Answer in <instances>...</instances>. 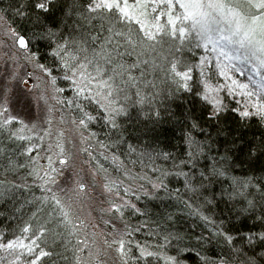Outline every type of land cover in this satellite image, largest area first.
<instances>
[{
  "label": "trees",
  "instance_id": "trees-1",
  "mask_svg": "<svg viewBox=\"0 0 264 264\" xmlns=\"http://www.w3.org/2000/svg\"><path fill=\"white\" fill-rule=\"evenodd\" d=\"M30 4L31 0H0L3 23L31 41L30 58L18 63L25 69L37 61L56 78V86H61L59 76L65 75L59 58L52 55L61 37L87 40L90 50L105 44L106 38H111L106 48L116 49V53L122 50V44L128 46L124 36L115 35L117 31L126 33V21L108 32L110 25L106 22L84 18L95 15L86 11L89 0H55V7L47 14L33 11ZM48 29L57 35L34 38ZM89 37H96L95 42ZM137 51L133 50L138 55ZM133 56L129 59L136 65ZM139 56L143 60L130 73L141 81L133 87L139 96L135 98L130 87L128 99L122 95L116 105L127 114L114 115L113 127L108 113L97 103H89L88 115L94 119L86 117V126L79 129L85 149L77 158L88 162L98 178L93 183L96 197L90 205L98 225L109 237L108 241L101 240L98 259L84 261L83 256L93 253L98 239L82 237L79 225L70 221L75 210L65 212L55 187L59 169L56 164L45 165L38 157L43 156L40 153L45 145L40 140L32 144L29 138L18 139L14 133L18 123L5 124L1 116L0 242L21 238L31 243L44 231L39 243L51 255L40 264H101L108 253L106 248L118 245L120 240L124 241L120 264H166L168 257H175L179 264H264V241L257 238L264 233V120L240 117L233 109L242 111L249 98L222 87L220 98L228 110L219 122L207 120L199 97L180 89L166 71L173 61H178V66L189 65V84L194 91H203L204 72L196 69L193 56L180 51L163 62L158 59V65L165 66L160 73L158 66L143 63L151 54ZM206 74L219 83L213 73ZM256 88L252 83L250 91ZM59 109L68 123L74 111L64 100ZM194 121L199 127H192ZM28 143L31 147L26 146ZM82 163L76 166L79 173ZM213 169L222 170L224 175H213ZM249 181L244 195H239L238 185ZM98 184L102 191L97 192ZM249 200L254 207H249ZM82 209L86 206L78 211ZM25 227L29 232H23ZM85 231H89L87 236L90 231L97 233L95 227ZM23 251L19 264L34 258ZM148 252L157 255L148 256ZM6 256L3 264H9L13 257L0 251V258Z\"/></svg>",
  "mask_w": 264,
  "mask_h": 264
},
{
  "label": "snow or ice",
  "instance_id": "snow-or-ice-1",
  "mask_svg": "<svg viewBox=\"0 0 264 264\" xmlns=\"http://www.w3.org/2000/svg\"><path fill=\"white\" fill-rule=\"evenodd\" d=\"M30 7L35 12L47 14L55 7V0H31ZM149 8H151L154 21L152 23L147 19ZM86 11L95 15H88L84 17L85 19H100L106 22L110 25L106 28L108 32H112L117 23L125 21L138 25L143 37L140 42L141 55L155 51V43H159L158 35L179 37L183 40L194 36L198 40L197 47L205 49L210 47L212 52L218 53L216 57L218 67H220V57L228 61L227 65H223L225 69L236 68L233 61L250 65L255 75L259 77L255 82L257 88L248 91V84L233 80L232 83L241 89L240 95L249 98V103L244 105L242 111L240 109H233V111L238 112L240 117L245 119L256 116L264 120V0H134L131 4L129 0H89ZM20 14L26 15L27 13ZM164 19L166 23H161ZM130 32L131 29H129ZM56 35L48 29L42 36H34V38L51 39ZM115 35L124 36L128 44L133 47L137 46L130 34L117 31ZM13 36L19 47L28 52L31 41L19 33L14 32ZM60 39L61 42L56 44L52 55L59 58L61 67L65 70L64 79L72 81L78 95L85 100H94L100 105L108 113L109 122L115 127L114 115L127 114L123 107H116L120 104L122 94L123 99H128L126 89L121 87V84L136 86V77L130 74V67L139 65L126 67L124 64L114 62L112 52L108 51L105 46L111 43V38H106L105 44L100 45L98 49L92 48L91 50L87 40H65L62 37ZM89 39L95 42L96 37H89ZM32 58L34 59L35 56L33 55ZM143 63L147 64L148 61L145 60ZM178 64V61H173L166 70L173 78V82L183 91L199 97L203 102L204 116L207 120L216 122L222 120L223 114L228 109L218 95L220 89L203 82V91H194L193 86L189 84L192 79L191 68L181 71L178 69ZM39 67L51 76V72L43 65ZM221 74L226 75L223 71ZM118 77L120 84L117 83ZM52 83L55 84L54 77ZM58 91L62 90L58 89ZM231 91L234 90L230 89ZM253 97L255 99H252ZM209 108L210 111L207 110ZM4 111L8 110L5 108ZM85 116L88 120L94 119L87 113ZM14 119V117H9L4 123L11 124ZM20 123L23 125V121ZM80 123L86 126L85 120L82 119ZM24 127L27 126L24 125ZM192 127H199V122L194 121ZM20 131H23V128ZM17 138L26 139L22 135H17ZM61 152H63L62 148ZM189 155L191 156L192 153L190 152ZM49 161L51 165V158ZM60 162L67 163L66 160ZM201 175L203 176V173ZM213 175L223 176L224 172L220 169H213ZM250 182L238 185L239 195H244L243 190ZM234 184H236L235 181ZM56 203L59 204L60 201L56 200ZM248 205L254 207V202L249 200ZM64 215L67 216V213ZM29 230V227H25L23 232L27 233ZM43 236L44 231H40L31 243H25L21 238L0 242V251L13 257L9 264H19L21 256L24 255L23 250L27 251L29 257H34L28 259L26 264H40L45 257L51 255L39 243ZM257 238L264 241V233L258 234ZM226 239L229 243L231 242L230 238L226 237ZM249 242H252V237H249ZM117 243L119 251L124 255V241L120 240ZM146 254L148 256L157 255L152 252ZM141 255H145L144 250H141ZM6 259L7 256L0 258V264H3V260ZM166 264H179V261L175 257H168Z\"/></svg>",
  "mask_w": 264,
  "mask_h": 264
},
{
  "label": "rangeland",
  "instance_id": "rangeland-1",
  "mask_svg": "<svg viewBox=\"0 0 264 264\" xmlns=\"http://www.w3.org/2000/svg\"><path fill=\"white\" fill-rule=\"evenodd\" d=\"M133 2L134 0H129L130 4ZM148 13V21L150 23L154 22L152 20L151 8L148 9ZM3 22L0 13V116L5 120L9 117L15 118L13 122L16 121L18 123L14 129L16 136H25L29 138L28 140L30 142L32 140V144L40 140L43 146L45 145L46 149L44 147V150L40 153V155L42 154L43 156L38 157L42 158V162L47 166L53 167V165H57L59 174L58 179L55 181V187L59 189V194L65 207L64 210L67 213L70 209L71 211L75 210L70 216V221L73 220V222L79 225L78 231L81 232L80 234L82 237H95L98 239L95 249L92 251L93 253L90 256H83L84 261L88 260V263H92V261L95 262L98 259V249L101 246L99 245L101 240H104L103 242L108 241L109 237L106 236L107 234H105L98 225L93 214L92 206L90 205L93 198L96 197L95 184L93 183L98 181L97 174L88 166V162L82 163L77 157L80 154L79 151L85 149V146L82 144L84 138L82 132L79 131L80 126H82L80 121L82 119L85 120V113H89L87 111L89 110L87 104L96 102L94 100H85L82 96L78 95L76 86L71 80L64 79V75H60L57 79V82L60 83L61 86L53 84V77L42 70L39 67L41 64L37 63V61L32 62L30 64L31 68L26 67L25 70L22 64L20 62L18 63V60L29 59L30 55L19 47L13 36L14 31ZM161 23H166V19L162 20ZM126 24L128 25L125 27V29H127L126 34L131 35L132 40L136 42L137 46L133 47L128 44L124 37V42H126L128 46L125 43L122 44L120 48L122 50L118 51L120 54H118V52L116 53V51L113 53L111 49H108V51L112 52L114 62L118 63L122 61L121 64L129 67L133 64L129 58L134 57L133 55L137 58L142 52L140 42L143 37L142 33L139 31L138 25L134 22L127 21ZM129 29H131L130 33ZM157 39L159 43H155V51L147 53L151 54V56L153 55V57L150 56L147 57V59H149L148 62L152 63L154 66H158L157 71L159 73L160 68L165 66H163V64L162 66L161 64L158 65V59H161V62H163L180 51L186 52L196 59L194 64L196 69L201 73L202 70L204 72L203 76L199 72L202 76V88L204 87L203 82H207L213 88H219V97L222 91L221 87L224 90L230 91V89H232L241 92V89L232 83L233 80L241 84H248V91H250L252 83H255L259 79L252 71L250 65L241 64L239 61H233L236 68L225 69L223 65H227L228 61L220 57V67H218L216 59L218 53L212 52L210 47L209 49L197 47L196 44L198 40L194 36L190 39L183 40L179 37L174 38L168 35H158ZM135 48L138 49V55L133 52ZM135 60L137 64H139L143 58L139 56V59ZM188 67L189 65L187 66L185 64L178 66V69L187 70ZM237 69H240V71H237ZM208 71L215 75V77H213L214 80H216L217 77L219 83H214L212 79L207 76L206 73ZM222 71L225 72L226 75H222ZM133 72L132 67H130V73L133 74ZM117 79L120 82V78L118 77ZM140 83L141 81L137 80L136 85ZM121 87L126 89V93L130 87L133 88L131 85L124 84H121ZM58 89L62 91H58ZM135 92L136 89L133 88L134 95ZM137 96H139V94L136 93L135 98ZM62 100L65 101V105L72 108L74 111L72 115L73 118H71L70 121L68 120V123L64 116L65 113L59 109ZM5 108L8 111L5 112ZM20 121H23V125ZM24 125L27 127H24ZM22 128L23 131H20ZM26 146L31 147L29 143ZM61 148L63 152H61ZM49 158H51V165ZM63 158L67 163L60 162ZM78 162L80 164L82 163L85 167L81 165L82 168L80 169V173L76 168V166L79 165ZM82 177L84 181H82ZM99 191H102L100 184H98L97 187V192ZM85 198H87V200ZM84 206H86V209L78 211V209ZM89 227H95L97 233L93 235L92 231H90L91 234L87 236L89 231L85 230ZM113 242L114 241H112V243ZM106 250L108 253L103 255L100 263L120 264L122 254L119 251V244L106 248ZM88 251H90V249Z\"/></svg>",
  "mask_w": 264,
  "mask_h": 264
},
{
  "label": "water",
  "instance_id": "water-1",
  "mask_svg": "<svg viewBox=\"0 0 264 264\" xmlns=\"http://www.w3.org/2000/svg\"><path fill=\"white\" fill-rule=\"evenodd\" d=\"M18 43V42H17ZM19 45V44H18ZM61 160H65L64 158L63 159H61Z\"/></svg>",
  "mask_w": 264,
  "mask_h": 264
}]
</instances>
